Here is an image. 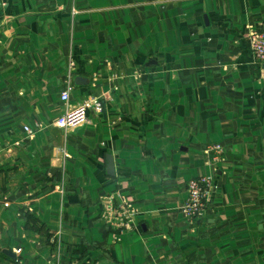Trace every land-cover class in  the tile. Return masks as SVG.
I'll use <instances>...</instances> for the list:
<instances>
[{"label":"crops","instance_id":"crops-1","mask_svg":"<svg viewBox=\"0 0 264 264\" xmlns=\"http://www.w3.org/2000/svg\"><path fill=\"white\" fill-rule=\"evenodd\" d=\"M262 28L264 0H0V264H264ZM69 86L100 109L62 130Z\"/></svg>","mask_w":264,"mask_h":264},{"label":"built area","instance_id":"built-area-1","mask_svg":"<svg viewBox=\"0 0 264 264\" xmlns=\"http://www.w3.org/2000/svg\"><path fill=\"white\" fill-rule=\"evenodd\" d=\"M250 41V48L259 62H264V28L259 30L250 29L248 33ZM71 87H67L61 93V100L67 105L65 112L57 118L54 126L62 130L74 129L85 125L88 121V111L92 106L100 109V104L93 101L84 100L77 105H70ZM28 137H34L35 132L25 128ZM205 153L214 161H223L225 148L221 144L210 145ZM188 199L183 205L182 212L184 217L190 222H194L206 211L209 202L213 197V193L218 189L216 179L213 176H201L198 178L190 179L186 183ZM123 202V203H122ZM118 209L123 217L127 220L126 228H130L135 209L130 202L120 200L118 202Z\"/></svg>","mask_w":264,"mask_h":264},{"label":"trees","instance_id":"trees-1","mask_svg":"<svg viewBox=\"0 0 264 264\" xmlns=\"http://www.w3.org/2000/svg\"><path fill=\"white\" fill-rule=\"evenodd\" d=\"M27 216V227L31 228V229H35L36 231L38 232H42V229L39 228L37 225H38V220L33 216V215H30V214H25V217ZM79 252H82V250H79Z\"/></svg>","mask_w":264,"mask_h":264},{"label":"rangeland","instance_id":"rangeland-1","mask_svg":"<svg viewBox=\"0 0 264 264\" xmlns=\"http://www.w3.org/2000/svg\"><path fill=\"white\" fill-rule=\"evenodd\" d=\"M122 198V200H125V202H131L130 201V199L127 197V196H121ZM123 203V202H122ZM133 205V204H132ZM133 207H134V205H133ZM134 209H135V207H134ZM24 218H25V220H27V216L25 217V216H23Z\"/></svg>","mask_w":264,"mask_h":264},{"label":"water","instance_id":"water-1","mask_svg":"<svg viewBox=\"0 0 264 264\" xmlns=\"http://www.w3.org/2000/svg\"><path fill=\"white\" fill-rule=\"evenodd\" d=\"M110 172H111V169H110ZM112 174V173H111ZM9 254H11L10 252H9Z\"/></svg>","mask_w":264,"mask_h":264}]
</instances>
